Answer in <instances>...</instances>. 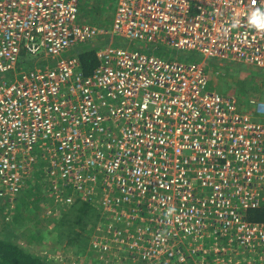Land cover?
<instances>
[{"label":"built area","instance_id":"built-area-1","mask_svg":"<svg viewBox=\"0 0 264 264\" xmlns=\"http://www.w3.org/2000/svg\"><path fill=\"white\" fill-rule=\"evenodd\" d=\"M81 1L0 0V200L90 203L96 254L126 264H264V98L207 91L209 61L264 70V0H117L112 29ZM100 40L85 76L74 51Z\"/></svg>","mask_w":264,"mask_h":264},{"label":"rangeland","instance_id":"rangeland-1","mask_svg":"<svg viewBox=\"0 0 264 264\" xmlns=\"http://www.w3.org/2000/svg\"><path fill=\"white\" fill-rule=\"evenodd\" d=\"M116 5L117 0H82L79 7V16L77 21L79 24H89L99 28L112 29ZM129 43V41L120 38H115L114 40L115 46H123L126 48ZM139 45H141L139 42H132L130 49L132 51L139 50ZM143 52H146L145 49ZM156 54L170 61L180 60L188 62H201L203 59V57L198 53L177 50L163 45H159L157 47ZM68 55L69 54H64L63 57ZM208 71L210 72L211 80L207 91L217 92L223 96L232 95L233 97H237L242 100L247 99V105L249 97L253 96L258 99L262 96L260 92L262 86L264 85V70L239 63L221 64L216 61H210ZM3 75V73L0 74V78L3 77ZM6 77H9V74H6ZM40 188L41 187H39V189ZM22 193L25 194L27 192L24 190L19 195L21 196ZM19 195L15 196L14 199L10 198V200H0L2 205L0 207V238L5 237V235L11 231L9 229L16 228V231L14 230L15 237L13 238L15 242L21 244L27 249L30 246L32 251H35L36 253L59 264H126V262H124V255L122 258L121 253H118L114 258L110 257L108 254H104L102 257L95 256L96 251L94 252V255L92 254V251L95 248L94 238L97 235L95 234V230L99 221H97V225L92 232L93 234L89 244L87 245V249L85 251L86 254L84 255H77L75 246L68 245L67 243H60L58 238H54L51 230L54 228V223L56 224L57 222H49V218L55 209L54 216L56 215L57 208L59 207L55 206L50 200L46 199V201L41 202L39 205L40 209L34 210L33 212H28L25 208L22 210L21 207L20 211L22 212L21 216L23 217H21L22 220L18 218V222V220H15L16 214L14 212V208L16 207L15 203L18 204L21 201L19 200ZM6 201H9V203ZM93 207L98 210L95 206ZM18 209L20 208L18 207ZM28 214L39 219V225L37 226H40L46 234L45 237L42 238L43 240H41L42 243H33L30 240L35 230L31 229L29 232L30 229L28 228L33 227L34 224H28V217H30ZM12 224L16 227L11 226ZM52 248L54 249L52 252L48 251Z\"/></svg>","mask_w":264,"mask_h":264},{"label":"trees","instance_id":"trees-1","mask_svg":"<svg viewBox=\"0 0 264 264\" xmlns=\"http://www.w3.org/2000/svg\"><path fill=\"white\" fill-rule=\"evenodd\" d=\"M104 44L103 40H100L96 43H86L77 47L74 51L81 63V69L85 76L92 74L95 68L100 65V60L97 57V51ZM38 187H31L25 190L27 193L20 196V203L16 204L14 212L16 214L15 220H22L21 217V207L27 209L28 212H33L38 210L41 202L48 200L45 190ZM18 196V198H19ZM17 198V200H18ZM9 203V201H6ZM11 205V203H10ZM0 203V207H1ZM12 207V206H11ZM18 207L20 209H18ZM31 207V208H30ZM16 209V211H15ZM56 210V209H55ZM54 210V211H55ZM54 211L51 214V217L48 219L49 222L56 221L54 223V228H52V236L58 238L60 243H67L68 245L75 246L77 250V255L86 254L87 245L92 236V232L96 227L97 221L100 222V214L89 203H82L77 201V203L70 208H57L56 215L54 216ZM24 212V211H23ZM59 214V216H58ZM23 215V214H22ZM28 216H30L28 214ZM254 220L264 221V211L258 210L251 212V217ZM19 222V220H18ZM33 223L34 226L28 229L29 232L31 229H34V234L31 237V242L42 243V238L45 237L43 229L39 225V219L35 217H28V224ZM16 227L15 225H11ZM37 228V229H36ZM16 228L9 229V233L5 237L0 238V264H59L55 263L51 259L44 257L35 251H32L30 246L29 248H24L21 244L15 242L13 238L15 237L14 230ZM16 231V230H15ZM54 249L48 251L52 252ZM95 249L92 251L94 255ZM95 256H98L95 252Z\"/></svg>","mask_w":264,"mask_h":264},{"label":"clouds","instance_id":"clouds-1","mask_svg":"<svg viewBox=\"0 0 264 264\" xmlns=\"http://www.w3.org/2000/svg\"><path fill=\"white\" fill-rule=\"evenodd\" d=\"M249 22L255 28L264 30V10H261V9L254 10L251 13V15L249 16ZM209 75H210V72H209ZM210 80H211V77H210ZM263 94H264V92H263ZM263 98H264V96L263 97H260L258 99L257 98H254L253 96L252 97H249L248 98L249 101H248V105H247V103H246V100L247 99H245V100L243 99L242 100V99H238L237 97H235L236 101L238 102L239 111L244 112V113H246L247 111L248 112H252V110H253V107L250 105V100H252V99L261 100ZM174 211H175L174 209H171L170 208L168 210V215H172V213Z\"/></svg>","mask_w":264,"mask_h":264},{"label":"crops","instance_id":"crops-1","mask_svg":"<svg viewBox=\"0 0 264 264\" xmlns=\"http://www.w3.org/2000/svg\"><path fill=\"white\" fill-rule=\"evenodd\" d=\"M263 90H264V85L262 86V89H261V92H260L262 94V96H260V97H263L264 96Z\"/></svg>","mask_w":264,"mask_h":264},{"label":"bare ground","instance_id":"bare-ground-1","mask_svg":"<svg viewBox=\"0 0 264 264\" xmlns=\"http://www.w3.org/2000/svg\"><path fill=\"white\" fill-rule=\"evenodd\" d=\"M210 64V61H209V63H208V65ZM248 66V65H247ZM251 67H254V66H251ZM260 69V68H259ZM262 70V69H261ZM223 96V95H222ZM83 203V202H82ZM84 203H87V202H84ZM90 204V203H89Z\"/></svg>","mask_w":264,"mask_h":264},{"label":"flooded vegetation","instance_id":"flooded-vegetation-1","mask_svg":"<svg viewBox=\"0 0 264 264\" xmlns=\"http://www.w3.org/2000/svg\"><path fill=\"white\" fill-rule=\"evenodd\" d=\"M255 68H257V67H255ZM257 69H259V68H257Z\"/></svg>","mask_w":264,"mask_h":264}]
</instances>
